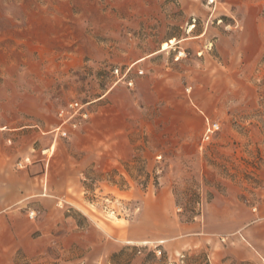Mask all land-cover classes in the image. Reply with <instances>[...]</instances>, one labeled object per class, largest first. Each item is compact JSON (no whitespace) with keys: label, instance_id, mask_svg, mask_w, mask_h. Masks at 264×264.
Segmentation results:
<instances>
[{"label":"rangeland","instance_id":"obj_1","mask_svg":"<svg viewBox=\"0 0 264 264\" xmlns=\"http://www.w3.org/2000/svg\"><path fill=\"white\" fill-rule=\"evenodd\" d=\"M0 157L47 185L16 264H264V0H0Z\"/></svg>","mask_w":264,"mask_h":264},{"label":"crops","instance_id":"obj_2","mask_svg":"<svg viewBox=\"0 0 264 264\" xmlns=\"http://www.w3.org/2000/svg\"><path fill=\"white\" fill-rule=\"evenodd\" d=\"M5 159L0 157V264H16V252L19 247L25 246L22 238L28 232V228H18L17 221L25 218L24 207L18 205H27L47 197V185L43 184V178L38 180L39 175H30L28 182L21 181L26 173L11 170ZM15 206H18L17 209H14Z\"/></svg>","mask_w":264,"mask_h":264},{"label":"built area","instance_id":"obj_3","mask_svg":"<svg viewBox=\"0 0 264 264\" xmlns=\"http://www.w3.org/2000/svg\"><path fill=\"white\" fill-rule=\"evenodd\" d=\"M207 5L210 6V9H215L217 5V0H207ZM183 55H185V51H179L175 57V60H179ZM113 74L117 80H122L127 77L128 70L122 72L120 68L116 67L113 70ZM129 85L133 84V81L130 80L128 82ZM89 102H83L77 99L71 100L65 106H63L58 111V117L60 119L59 125L53 129L52 131L55 133V136L68 137L70 135V128L76 129L81 125L82 122H86L91 117V111L89 109ZM220 129V124L218 122H210L208 121L206 124V128L203 135V142L211 141L213 135ZM29 159H26L25 162L20 161L18 163L19 168H23L26 166V162ZM264 203V199H263ZM253 211H257V207L253 208ZM38 211L31 210L28 212V216L30 219H34L37 217ZM157 254H161V250H157Z\"/></svg>","mask_w":264,"mask_h":264},{"label":"bare ground","instance_id":"obj_4","mask_svg":"<svg viewBox=\"0 0 264 264\" xmlns=\"http://www.w3.org/2000/svg\"><path fill=\"white\" fill-rule=\"evenodd\" d=\"M193 27V26H192ZM176 42V39L173 38V39H170L169 41L167 42H164L163 45H162V48L160 51H165V50H168L172 44H174ZM53 148H54V145H53ZM164 242V241H162ZM145 243V242H144Z\"/></svg>","mask_w":264,"mask_h":264},{"label":"trees","instance_id":"obj_5","mask_svg":"<svg viewBox=\"0 0 264 264\" xmlns=\"http://www.w3.org/2000/svg\"><path fill=\"white\" fill-rule=\"evenodd\" d=\"M206 264H209L208 262H206Z\"/></svg>","mask_w":264,"mask_h":264}]
</instances>
